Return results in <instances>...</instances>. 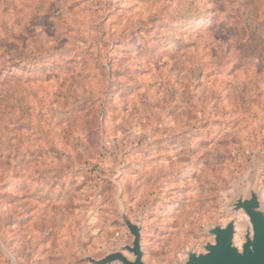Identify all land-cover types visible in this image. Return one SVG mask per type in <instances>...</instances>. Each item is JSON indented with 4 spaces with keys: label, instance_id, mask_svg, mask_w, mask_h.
<instances>
[{
    "label": "rangeland",
    "instance_id": "obj_1",
    "mask_svg": "<svg viewBox=\"0 0 264 264\" xmlns=\"http://www.w3.org/2000/svg\"><path fill=\"white\" fill-rule=\"evenodd\" d=\"M252 190L264 0H0V264L103 259L122 211L183 264Z\"/></svg>",
    "mask_w": 264,
    "mask_h": 264
},
{
    "label": "water",
    "instance_id": "obj_2",
    "mask_svg": "<svg viewBox=\"0 0 264 264\" xmlns=\"http://www.w3.org/2000/svg\"><path fill=\"white\" fill-rule=\"evenodd\" d=\"M243 212L247 221L237 219ZM232 219L226 226H216L209 231L214 243L205 246V253H188L183 264H264V209L258 191L252 190L250 196L239 197L231 210ZM122 219L130 235L131 245L122 246L120 250L111 253L100 260L88 259L90 264H147L143 258L142 227L131 222L128 216L121 212ZM244 225L246 233L241 247L235 244L236 227ZM124 252L133 256L128 258Z\"/></svg>",
    "mask_w": 264,
    "mask_h": 264
}]
</instances>
